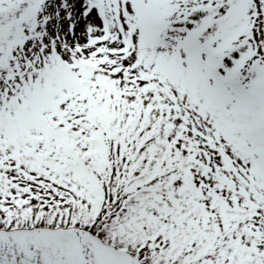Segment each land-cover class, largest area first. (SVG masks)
Wrapping results in <instances>:
<instances>
[{"label":"snow or ice","instance_id":"1","mask_svg":"<svg viewBox=\"0 0 264 264\" xmlns=\"http://www.w3.org/2000/svg\"><path fill=\"white\" fill-rule=\"evenodd\" d=\"M0 264H264V0H0Z\"/></svg>","mask_w":264,"mask_h":264}]
</instances>
